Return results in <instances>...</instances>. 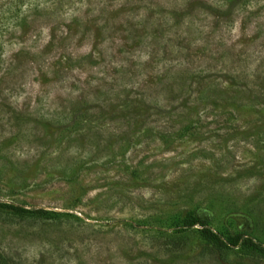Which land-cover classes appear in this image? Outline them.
I'll return each instance as SVG.
<instances>
[{"label":"rangeland","instance_id":"obj_1","mask_svg":"<svg viewBox=\"0 0 264 264\" xmlns=\"http://www.w3.org/2000/svg\"><path fill=\"white\" fill-rule=\"evenodd\" d=\"M259 248L264 0H0V264Z\"/></svg>","mask_w":264,"mask_h":264},{"label":"trees","instance_id":"obj_2","mask_svg":"<svg viewBox=\"0 0 264 264\" xmlns=\"http://www.w3.org/2000/svg\"><path fill=\"white\" fill-rule=\"evenodd\" d=\"M5 207H7V209H9L10 213H17V214H29L30 217H35L37 215H40V214H46V212H44V210L42 209H36V210H32V209H24V208H21V207H17V206H13V205H4ZM39 217V216H38ZM204 231L210 235V236H213V237H216V234H214L212 231H210L209 229H204ZM263 253H264V248H259Z\"/></svg>","mask_w":264,"mask_h":264}]
</instances>
